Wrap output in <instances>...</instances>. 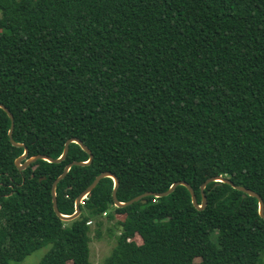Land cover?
Segmentation results:
<instances>
[{
    "label": "trees",
    "instance_id": "obj_1",
    "mask_svg": "<svg viewBox=\"0 0 264 264\" xmlns=\"http://www.w3.org/2000/svg\"><path fill=\"white\" fill-rule=\"evenodd\" d=\"M0 103L27 157L91 150L57 184L63 214L103 171L122 202L182 180L200 204L217 175L264 202V0H0ZM10 124L0 108V264L44 246L35 264H94L104 213L123 218L103 264H264L258 200L224 182L201 210L183 185L116 207L104 177L61 220L51 185L88 154L19 170Z\"/></svg>",
    "mask_w": 264,
    "mask_h": 264
},
{
    "label": "water",
    "instance_id": "obj_2",
    "mask_svg": "<svg viewBox=\"0 0 264 264\" xmlns=\"http://www.w3.org/2000/svg\"><path fill=\"white\" fill-rule=\"evenodd\" d=\"M0 108H2L7 113L8 117L10 118V121H11L10 128L8 130V136H9L10 142L13 145H15V146H20V147L22 146L24 148L23 154L20 155L18 158H16L15 162H14L15 166L19 170H23V169L27 168L31 163H33L34 161H36L38 159H43V160H46L48 162H60L61 160H63L66 157L67 152H68V147H69V144L71 142H74V143L78 144L88 154V160L87 161H73V162L68 163L67 165H65L62 173L55 178V180L53 181V183L51 185L52 207H53V210H54L55 214L61 220L68 221V220H72V219L77 218L80 215V213H81L80 203L82 202V200L84 198H86V196L96 186V184L99 182V180L104 178V177H110L113 180V189H112L111 195H112L114 206H116V207H123V206L129 205V204H131V203H133L135 201H138V200H141L142 202H144L145 201V197L149 196V195H153L155 197L166 196L169 193H171L176 188V186L183 185V186H185L188 189V191L190 193L191 202H192L193 206L195 208L201 210L206 205V196L204 194L205 186L208 183H210V182L219 181V182L227 183V184L231 185L233 188L241 191L242 192V196L250 195V196H253V197L257 198L259 216L264 218V202H263L262 198L255 191H253L251 189H248L246 187L240 186V185H236L230 179L225 178V177H223L221 175L209 177L201 184V186H200L201 203L200 204L197 202L196 195H195V192H194L193 188L186 181H182V180L174 182L164 192L147 191V192H144V193H142L140 195H137V196L131 198L128 201L122 202V201H119L117 199V195H116L117 194V188H118V185H119L118 178L114 174H112V173H110L108 171H103V172L99 173L94 178V180L76 197V199L74 201V212L72 214H69V215L63 214V213H61L59 211L58 206H57V198H56V187H57V184H58V182L60 180H62L65 177L66 173L69 171L71 166L89 164L92 161V158H93V154H92L91 150L80 139L74 137V138H69V139L66 140V142L64 144V148H63L62 154L58 158H51V157H49L47 155H44V154H38V155H35V156L27 157V154H28L27 148L22 143H18L16 141H14L13 138H12V132H13V128H14V120H13L12 113L2 103H0Z\"/></svg>",
    "mask_w": 264,
    "mask_h": 264
},
{
    "label": "rangeland",
    "instance_id": "obj_3",
    "mask_svg": "<svg viewBox=\"0 0 264 264\" xmlns=\"http://www.w3.org/2000/svg\"><path fill=\"white\" fill-rule=\"evenodd\" d=\"M110 212L114 211V207L109 209ZM123 218V215L115 214L114 219L108 220L105 214L90 220V237L89 243L90 254L89 259L94 264H103L104 259L110 254L112 248L116 244L117 235L120 232L118 221ZM99 221L101 224L98 226L96 223ZM97 229L99 233H97ZM136 242H140V238H134ZM48 246H44L27 255L19 264H35L47 251ZM262 262L264 263V253L262 255ZM70 262H68L69 264Z\"/></svg>",
    "mask_w": 264,
    "mask_h": 264
},
{
    "label": "built area",
    "instance_id": "obj_4",
    "mask_svg": "<svg viewBox=\"0 0 264 264\" xmlns=\"http://www.w3.org/2000/svg\"><path fill=\"white\" fill-rule=\"evenodd\" d=\"M105 214V213H104ZM88 223H90V222H88Z\"/></svg>",
    "mask_w": 264,
    "mask_h": 264
}]
</instances>
